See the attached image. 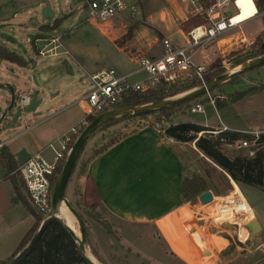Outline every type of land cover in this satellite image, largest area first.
I'll return each instance as SVG.
<instances>
[{"label":"crops","instance_id":"1","mask_svg":"<svg viewBox=\"0 0 264 264\" xmlns=\"http://www.w3.org/2000/svg\"><path fill=\"white\" fill-rule=\"evenodd\" d=\"M31 1L33 0H0V46H6L24 60L25 64L19 66L26 67L30 75L32 85L29 91L33 94L37 93L38 99H41L37 109L43 106L46 97H50L57 106L62 107L66 103L62 98L69 97L78 85H81L85 75L89 77L90 74L104 69L115 68L121 73L131 75L132 81L147 79L148 76L142 74L137 59L142 56L160 57L163 54L164 37H169L176 44L189 48L187 32L190 29L185 31L183 23L196 15L195 7L184 0H126L128 5L137 6L136 17L133 18L125 13L103 23L88 19L84 1L80 0L74 4L72 0H66L71 6L69 11L60 9V13L56 15L52 9L46 12L42 7L40 10L45 20L37 15L22 23L20 22L24 15L22 13L28 11L29 14L30 9L35 6L40 7V3L32 5ZM217 1H225L224 9L232 12L227 7L232 5L234 0ZM26 3L30 6L26 7ZM8 6H11L10 12H6ZM45 13L51 17H45ZM26 18L28 17L24 19ZM257 18L262 17L255 16L242 22L240 28L226 33V37L243 33L248 38H256L247 34L245 26L249 21ZM72 20L75 21L73 24L65 26L59 32L67 21L73 22ZM47 26L50 28L46 29ZM6 28L10 31L8 32ZM22 29L36 31L35 35L32 34L27 38V42L32 44L34 52L44 58V61L38 62L31 53L27 54L28 59L17 53V49H26L16 40V34ZM57 35H62L63 38V46L56 50L59 53L41 54L40 49L48 43L47 40L50 41ZM216 44L220 57H223L220 43L216 41ZM189 50L193 59L194 52L190 48ZM60 55L69 56V60L79 68V77H76V71L69 60L65 59L61 63L56 59ZM217 60L207 66L213 65ZM201 64L204 63L197 65ZM16 77L21 83L20 71L11 68V84L0 80V90L6 92V88L11 86L16 96L20 91H28L18 89L15 83ZM79 99L64 109L61 108V111L51 117L38 122L30 130L20 132L19 135L22 136L17 137L18 140L13 142L11 139L5 142L0 140V143L8 149L18 165L23 164L34 153L44 151L43 144L48 141L57 139L60 144L63 136L87 115L78 106ZM10 101L6 99L5 104L0 106L1 116ZM74 109L80 110L83 115L68 117L66 114ZM194 123L213 128L221 126V123L217 126L206 122ZM229 128L232 131H243ZM32 136L45 137V139L33 140ZM22 138L23 141H20ZM180 144L171 137L158 134L153 128V123L139 126L105 152L90 160L82 175L77 174L75 183L81 200L88 207L96 208L103 216L110 219L114 218L119 222L135 226L151 227L153 231L162 230L160 223L186 203L182 194V182L187 168L174 148L175 145L180 146ZM56 152L59 153L55 150V154ZM231 181L236 189L224 198L213 199L209 203L213 204L212 211L225 208L236 221H251L257 218L241 191L243 185ZM15 195L14 185L5 177V167L0 158V264L15 252L36 222L35 215L23 203L16 201ZM220 240L222 241L223 238L214 235L210 237L211 244L216 245L217 249L219 247L214 243ZM88 255L93 256L97 264H102L91 252L88 251Z\"/></svg>","mask_w":264,"mask_h":264},{"label":"rangeland","instance_id":"2","mask_svg":"<svg viewBox=\"0 0 264 264\" xmlns=\"http://www.w3.org/2000/svg\"><path fill=\"white\" fill-rule=\"evenodd\" d=\"M78 1L80 0H72V3L75 4ZM31 3L32 5L40 3V7L35 6L30 9L29 14H27L28 11L22 13L24 15L20 22L23 23L37 15L42 20H45L40 10L42 7L44 9H52L56 15L60 13V9L69 11L71 7L70 4L66 3V0H33ZM26 4V7L30 6L28 3ZM179 5L181 4L179 3ZM79 8L82 10L81 6ZM227 8L232 11L231 13L238 12L233 4L228 5ZM10 9L11 6H8L6 12H10ZM26 16L28 18L24 19ZM74 22L67 21L59 32L65 26H69ZM263 27L264 17L249 21L245 26V30L250 36H256V39L261 38L263 41ZM6 30L10 31L8 28ZM32 34L35 35L36 31L22 29L20 33L16 34V40L26 47L24 50L17 49V53L24 55L26 59H28L27 54L31 53L38 62L44 61V58L34 52L32 44L27 42V38ZM53 35H56V33H53ZM226 42L223 41L222 44ZM235 47L230 48V55L225 62L221 58L222 69L220 70L223 71L222 74L231 72L235 67L234 65L240 67L241 64L253 59L241 57L246 54V51L241 50L239 47L237 48L238 50H233ZM191 51L194 52L193 61L196 64L204 63L205 65H210L220 57L216 41H212L197 49L194 48ZM56 59L62 63L65 59L69 60V56L60 55ZM69 61L73 64L76 77H79V68L71 60ZM225 66H228V68ZM11 68L19 70L21 73V83L17 77L15 79L18 89L29 91L32 83L26 67H21L11 61L0 60V80L6 84H11ZM210 68H213L212 65ZM144 73L148 76L145 71L142 72V74ZM132 78L134 77L132 76ZM158 87H162V85L159 84ZM91 89L90 77L85 75L81 85H78L69 97L62 98L66 102L62 107L61 105L57 106L50 97H46L45 105L43 104L42 107H39L33 113L23 114L18 121L13 122L11 117L5 118L0 124V140L2 142L10 139L12 142L18 140L17 137L22 136L19 135L20 132L30 130L38 122L61 111V108L64 109L68 105L75 103L77 99L89 93ZM186 91L188 90L175 95ZM242 92H244L243 96L234 101L231 100L233 95L236 94L238 96ZM211 94L215 99V106L207 99L205 94L199 100L203 103V111L193 113L189 110L194 101L180 105L177 109H173L175 111L172 117L168 119L169 125L170 122L173 124L206 122L217 126L224 122L229 127L237 130L264 129V64L238 74L235 78L213 90ZM175 95H169L165 98ZM6 99L11 100L9 88H6V92L0 90V106L5 104ZM79 114L83 115L80 110L74 109L70 110L66 115L75 117V115ZM157 116V114H152L144 117L131 116L114 119L113 122L101 125L85 143L67 184L65 196L83 217L87 230V251L91 252L102 264H210L208 261L211 259L216 264H259L262 262L264 260V190L253 186L243 185L241 191H243V195L252 207L262 227V231L255 235H252L246 228V225L252 220L236 221L230 215L229 210L225 208L212 211L213 204L203 205L199 200L200 194L191 197L190 201H187L181 209L165 221H162L160 223L162 230L157 229L154 231L151 227L147 228L119 222L113 217V219H110L103 216L96 208L88 207L87 204L83 203L75 183L77 174H83L91 158L104 146L123 138L145 123H154ZM1 117L0 114V119ZM11 123H14V125H11ZM32 138L33 140L45 139V137L39 136H32ZM20 141H23V138ZM50 144L53 147H50ZM43 146L45 150L42 155L48 160H53L55 150L61 151V143L59 144L57 139H52L45 145L43 144ZM180 147L184 152V163L187 168L186 177L191 178L202 175V168L198 159H194L190 155L185 144H180ZM228 153L239 154L240 152L233 151ZM209 185L211 189L208 191L213 193L215 196L214 200L224 198L236 189L235 187L232 192L223 194L219 189L216 175L212 176ZM35 216L42 218L37 213H35ZM76 224L79 229L77 221ZM211 235L223 238L222 241L220 240L221 242L214 243L218 245V249L216 245L211 244Z\"/></svg>","mask_w":264,"mask_h":264},{"label":"built area","instance_id":"3","mask_svg":"<svg viewBox=\"0 0 264 264\" xmlns=\"http://www.w3.org/2000/svg\"><path fill=\"white\" fill-rule=\"evenodd\" d=\"M189 5L195 7L196 14L205 13L206 23L193 27L187 32L190 42V49L200 48L204 45L217 41L220 43L223 58L226 61L230 55V48L238 46L241 50L247 51L254 43L256 38H248L243 33L226 37V33L240 28L241 23H234L233 17L237 13L228 12L224 9L225 1L215 0L204 10L203 0H184ZM256 7V15L264 17V2L252 0ZM87 8L88 19L91 21L108 22L120 14H128L135 18L137 6L128 5L126 0H84ZM234 7L239 11L238 0L233 1ZM62 35L52 37L47 44L40 49V53L45 55H57L56 50L63 46ZM223 41H227L222 44ZM222 44V45H221ZM163 54L160 57L142 56L137 59L140 70L148 74L147 79L132 81L131 75L121 73L115 68H109L90 74L92 89L89 93L82 96L77 104L85 112L86 117L74 126L61 139L62 151L55 154L53 160L46 159L43 150L31 156L23 164L18 165L11 174L20 177L25 185L27 195L32 202L34 210L44 219L52 211V177L55 174L57 163L67 150L72 141L83 129L91 122L90 117H97L100 114L121 108L126 99L133 93L146 92L154 89L161 80L170 83L184 84L193 80L199 81L200 85H205L208 81L206 76L211 71L210 66L193 62L192 54L188 47L176 44L169 37L162 39ZM233 50H238L237 47ZM67 53V51L64 49ZM234 52V51H232ZM158 81V82H157ZM199 85V86H200ZM207 99L215 106V99L211 92L206 94ZM33 93L31 91H20L17 96V106L24 111L32 103ZM196 113L203 111V103L195 101L189 109ZM169 123L164 120H155L153 128L158 134H165V129ZM232 131L227 125L221 122L215 133ZM243 136L232 141L224 140V146L229 151L244 152L248 157H254L256 153L264 148V130H243L234 131ZM3 145L0 143V148ZM53 147V145H50ZM71 148L68 150V154ZM215 197V196H214ZM42 219V220H43Z\"/></svg>","mask_w":264,"mask_h":264},{"label":"trees","instance_id":"4","mask_svg":"<svg viewBox=\"0 0 264 264\" xmlns=\"http://www.w3.org/2000/svg\"><path fill=\"white\" fill-rule=\"evenodd\" d=\"M214 1L215 0H203L202 3L204 10H208L209 6ZM263 2L264 0H260V4ZM205 17V13L196 14L190 17L186 23H183V29L188 31L192 27L206 23L207 20ZM48 28H50V26H47L46 29ZM262 54H264V40L262 41L261 38H257L254 45H252L246 51V54L241 57L251 59ZM221 58L223 57H220L212 65L214 70L212 68L206 76L208 81L223 73V71L220 70L222 69ZM0 59L8 60L21 66L25 64L24 60L20 56L11 52L6 46H0ZM159 84H161L162 87H158ZM159 84L152 90L131 94L126 99L122 107L136 106L163 99L169 95H175L182 91L196 88L201 83L197 80L184 84L170 83L161 80ZM243 94L244 92L239 93L238 96L235 94L232 96L231 100L238 99L243 96ZM200 98L175 106H170L154 113L140 115V117L157 114L158 116L156 120L164 119L169 122L168 119L175 111L173 109H177L178 106L189 102L192 103L193 101H198ZM94 118L96 117H90V121ZM110 122H113V120ZM216 130L217 128L204 126L194 122L170 124L165 129L164 136L171 137L178 143L185 144L190 155L194 159H198L202 168V175L191 178H187L185 175L183 178L182 194L185 202L190 201L191 197L210 190L209 181L212 179L213 175H216L219 183V189L223 194H227L234 190V185L231 180L241 185H249L264 190V148L259 150L256 155L251 158L242 151H240L239 154L228 153L233 151H229L225 148L224 140L226 139L232 141L243 135L234 131L215 133ZM119 140L104 146L94 155L93 158L105 152ZM73 144L74 141L69 144L67 150L63 153V156L57 163L55 174L52 177V190L54 189V186L62 172L68 156V150ZM174 148L184 162V152L181 147L179 145H175ZM0 158L3 166L5 167V177L10 179L14 185L16 192L14 199L23 203L25 207H27L35 215L37 212L34 210L32 202L27 195L23 180L20 177L11 174V172L18 167V164L5 146L0 148ZM93 158H91V160ZM35 218V224L25 235L18 248L6 261H3L1 264H7L14 258L16 259L11 264H88L81 253L79 245L71 236L69 230L63 223V220L57 217L47 219L43 223L37 238L30 244V241L32 240L33 235L38 229L42 219L36 216ZM259 264H264V260Z\"/></svg>","mask_w":264,"mask_h":264},{"label":"water","instance_id":"5","mask_svg":"<svg viewBox=\"0 0 264 264\" xmlns=\"http://www.w3.org/2000/svg\"><path fill=\"white\" fill-rule=\"evenodd\" d=\"M50 11V8L46 9V12ZM45 17L50 18L51 15H48L45 13ZM264 64V54L257 56L251 60H248L247 62L241 64L242 67L240 69H237L235 71L227 72L224 74H221L205 83V85H200L196 88L190 89L186 92H183L181 94L175 95L173 97L169 98H163L159 99L150 103L141 104L137 106H126L117 108L111 111L104 112L94 118L80 133V135L77 137L76 141L71 147V150L68 154V157L66 159V162L64 164V167L62 169V172L54 186L53 194H52V211L44 217L42 220L40 226L36 230V232L33 235L32 240L30 241V244L37 238L39 232L41 231L43 223L51 218V217H58V213L61 211L62 204L68 209V211L74 216L76 219L79 230H80V236L77 235L75 230H73L71 227L65 224L67 229L69 230L71 236L74 238L76 243L79 245L80 250L84 258L86 259L88 264H97L93 260H91L87 255V249H86V241H87V230L86 225L83 220V217L78 212V210L73 206V204L69 201V199L65 196L66 187L69 182V179L72 175L73 170L75 169L77 160L79 158L80 153L82 152L85 143L87 140L97 131V129L105 124L108 123L114 119L117 118H127L131 116H140L144 114H150L154 113L156 111L165 109L170 106H175L187 101H192L194 99H198L201 96L212 92L213 90L217 89L220 85L224 84L225 82L235 78L238 74H241L243 72H246L249 69L255 68L257 66ZM12 98L8 105V107L3 112V115L0 119L2 122L5 118L11 117L13 122L18 121L20 117L23 114H30L36 111L37 107L41 103V99H38L37 93L33 94L32 103L29 107H27L24 111L21 110L17 106V100H16V92L13 87L9 86ZM214 199V195L211 191H205L200 194L199 200L203 205H206L210 202H212ZM60 219V218H59ZM246 228L250 231L252 235L258 234L262 231L261 225L257 218L255 217L251 222H249L246 225ZM21 254V253H20ZM16 258L10 260L7 264H11ZM210 264H216L214 260L208 261Z\"/></svg>","mask_w":264,"mask_h":264},{"label":"bare ground","instance_id":"6","mask_svg":"<svg viewBox=\"0 0 264 264\" xmlns=\"http://www.w3.org/2000/svg\"><path fill=\"white\" fill-rule=\"evenodd\" d=\"M238 8H239V11L233 17L234 23L245 22L255 17L257 13L256 7L254 3L252 2V0H238ZM241 67L242 65H240V67L237 66L235 69L233 68L234 70L232 71L240 69ZM58 217L62 219L66 225H68L73 230H75L78 236L80 235V232H79L74 216L68 211V209L63 204L61 206V211L58 213ZM87 255H88V251H87ZM88 257L96 263V260L94 259L93 256L90 257L88 255Z\"/></svg>","mask_w":264,"mask_h":264}]
</instances>
